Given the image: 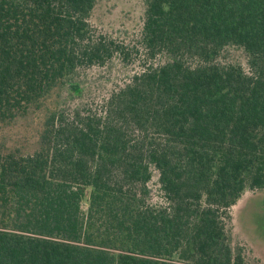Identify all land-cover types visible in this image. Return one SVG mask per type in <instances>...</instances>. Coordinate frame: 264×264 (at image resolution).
I'll return each instance as SVG.
<instances>
[{"label": "trees", "instance_id": "obj_1", "mask_svg": "<svg viewBox=\"0 0 264 264\" xmlns=\"http://www.w3.org/2000/svg\"><path fill=\"white\" fill-rule=\"evenodd\" d=\"M97 3L0 0V131L43 117L34 151L0 149V264H246L230 224L264 191V0H146L143 69L69 113L81 71L131 56Z\"/></svg>", "mask_w": 264, "mask_h": 264}, {"label": "rangeland", "instance_id": "obj_2", "mask_svg": "<svg viewBox=\"0 0 264 264\" xmlns=\"http://www.w3.org/2000/svg\"><path fill=\"white\" fill-rule=\"evenodd\" d=\"M145 1L98 0L92 25L99 34L129 46L131 56L124 59V56L117 55L105 66L81 71L75 77V81L85 87L84 94L81 98H77L71 94L69 87L64 89L60 104L66 111L75 113L76 110L86 108L87 104L89 107L86 109L96 111L102 107L104 98L128 82L134 73L143 69L145 58L141 30L146 8ZM53 102L54 100L51 101ZM42 128V115L20 120L0 131V149L32 152L37 148ZM153 179L154 182L157 181L156 173ZM154 188H156L155 184ZM155 196L159 197L157 193ZM232 215L230 235L233 245L243 249L246 264H264V191L247 190L233 207Z\"/></svg>", "mask_w": 264, "mask_h": 264}]
</instances>
